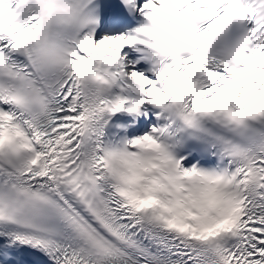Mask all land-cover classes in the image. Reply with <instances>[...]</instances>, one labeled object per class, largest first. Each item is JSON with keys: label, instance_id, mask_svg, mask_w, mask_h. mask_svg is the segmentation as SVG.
Listing matches in <instances>:
<instances>
[{"label": "snow or ice", "instance_id": "obj_1", "mask_svg": "<svg viewBox=\"0 0 264 264\" xmlns=\"http://www.w3.org/2000/svg\"><path fill=\"white\" fill-rule=\"evenodd\" d=\"M0 264H264V0H0Z\"/></svg>", "mask_w": 264, "mask_h": 264}]
</instances>
